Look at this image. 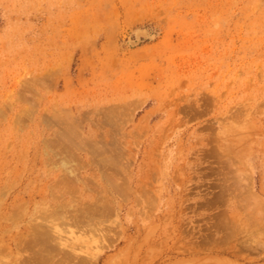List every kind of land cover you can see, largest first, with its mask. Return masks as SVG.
<instances>
[{"label":"rangeland","instance_id":"1","mask_svg":"<svg viewBox=\"0 0 264 264\" xmlns=\"http://www.w3.org/2000/svg\"><path fill=\"white\" fill-rule=\"evenodd\" d=\"M0 264H264V0H0Z\"/></svg>","mask_w":264,"mask_h":264},{"label":"bare ground","instance_id":"2","mask_svg":"<svg viewBox=\"0 0 264 264\" xmlns=\"http://www.w3.org/2000/svg\"><path fill=\"white\" fill-rule=\"evenodd\" d=\"M136 32H137V31H136ZM144 36H145V35H144ZM51 229H52V228H50V230H51ZM52 232H53V231H52ZM56 232H57V231H56ZM94 260H95V259H94ZM40 261H41L40 257H37V258L35 259V263H39ZM95 261H96V260H95ZM95 261H94V262H95ZM94 262H93V263H94Z\"/></svg>","mask_w":264,"mask_h":264}]
</instances>
